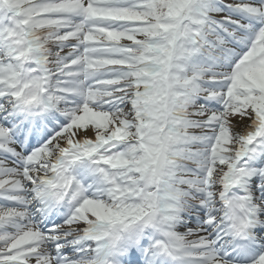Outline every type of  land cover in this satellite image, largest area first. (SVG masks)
Wrapping results in <instances>:
<instances>
[{"label":"snow or ice","instance_id":"snow-or-ice-1","mask_svg":"<svg viewBox=\"0 0 264 264\" xmlns=\"http://www.w3.org/2000/svg\"><path fill=\"white\" fill-rule=\"evenodd\" d=\"M0 264H264V0H0Z\"/></svg>","mask_w":264,"mask_h":264}]
</instances>
